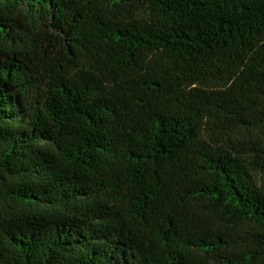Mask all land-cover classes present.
I'll list each match as a JSON object with an SVG mask.
<instances>
[{
	"label": "trees",
	"instance_id": "obj_1",
	"mask_svg": "<svg viewBox=\"0 0 264 264\" xmlns=\"http://www.w3.org/2000/svg\"><path fill=\"white\" fill-rule=\"evenodd\" d=\"M0 264H264V0H0Z\"/></svg>",
	"mask_w": 264,
	"mask_h": 264
},
{
	"label": "rangeland",
	"instance_id": "obj_2",
	"mask_svg": "<svg viewBox=\"0 0 264 264\" xmlns=\"http://www.w3.org/2000/svg\"><path fill=\"white\" fill-rule=\"evenodd\" d=\"M18 13L23 14L24 13V9H21Z\"/></svg>",
	"mask_w": 264,
	"mask_h": 264
}]
</instances>
